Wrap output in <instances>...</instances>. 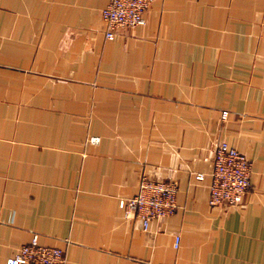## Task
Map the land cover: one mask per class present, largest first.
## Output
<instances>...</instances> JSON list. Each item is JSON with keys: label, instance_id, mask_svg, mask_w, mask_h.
Segmentation results:
<instances>
[{"label": "crops", "instance_id": "0c3cea01", "mask_svg": "<svg viewBox=\"0 0 264 264\" xmlns=\"http://www.w3.org/2000/svg\"><path fill=\"white\" fill-rule=\"evenodd\" d=\"M106 2L0 0V264L33 236L63 264H264V0H152L111 40ZM221 139L240 204L209 202ZM141 174L177 189L145 229L118 205Z\"/></svg>", "mask_w": 264, "mask_h": 264}, {"label": "built area", "instance_id": "2783aa9c", "mask_svg": "<svg viewBox=\"0 0 264 264\" xmlns=\"http://www.w3.org/2000/svg\"><path fill=\"white\" fill-rule=\"evenodd\" d=\"M152 0H107L101 8V18L105 24L104 38L111 40L120 28H132L145 23L144 13ZM227 112L222 113L225 118ZM91 141L98 140L92 136ZM252 161L246 153L238 150L227 140L221 139L213 148V169L209 185L211 205L240 204L250 187ZM196 179H203L204 173H195ZM176 184L172 180H153L145 174L139 177L135 194L119 199L118 205L125 214H132L141 221L143 229L149 220L172 214L177 206ZM178 244L175 236L174 245ZM63 250L37 243L33 236L27 243L19 246L13 256L6 258L4 264H63Z\"/></svg>", "mask_w": 264, "mask_h": 264}]
</instances>
